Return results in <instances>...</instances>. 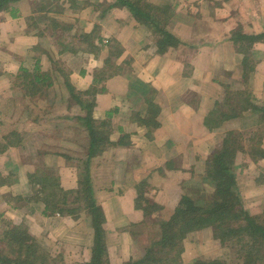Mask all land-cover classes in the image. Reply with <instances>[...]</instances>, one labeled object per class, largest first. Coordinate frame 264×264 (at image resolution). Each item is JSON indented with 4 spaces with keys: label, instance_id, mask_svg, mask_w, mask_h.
I'll return each mask as SVG.
<instances>
[{
    "label": "rangeland",
    "instance_id": "374dc122",
    "mask_svg": "<svg viewBox=\"0 0 264 264\" xmlns=\"http://www.w3.org/2000/svg\"><path fill=\"white\" fill-rule=\"evenodd\" d=\"M37 1L40 2V0H19L11 3L10 6L13 8H11L12 10L17 8L23 13H27L28 11L31 13V9ZM58 1L59 0H45L44 2L45 4L51 5L54 9L48 14L51 18L49 16L46 17L45 10H48V8L43 11H39L40 20L37 23L36 30L40 29L45 32L42 34L45 40V45L42 48L45 50L42 49L39 52L37 51L40 56H38L37 62L35 61V63L31 66L32 70H29L31 74H33L31 76L32 81H35V87L31 91H37L36 97L34 94L32 95V101L39 102L37 108L39 109V116L42 117L40 118L41 121L37 122V124L41 127L39 139L41 141L43 151H56L58 149L70 155L72 159L63 158L61 163L64 166L68 165L69 170L74 167L71 171L76 174V177L78 176L79 162L77 158L84 157L86 154L89 141H91V135L90 128L87 124L85 125L84 118H81V116L85 115V112L77 102L72 100L70 89L66 85V80H70L72 85L75 87L76 92H84L90 88L94 79H98L99 82L96 84L97 86H95V88H105V91H100L95 94V107L93 108V115L99 122L105 121L107 128L109 127L111 130V133L109 134L111 144L107 143L104 146V150L97 153L96 156L93 157L92 175L97 183L96 188L98 192L99 189L100 191L105 190L104 192H109V189L107 188L111 186V178L109 175L104 174L105 169L107 167L110 168H107V170L115 168V164L118 158H120V149L116 150L117 148L129 146L134 143L132 141L133 138H131L128 134L123 135V131L118 129V126L121 127L120 123L123 121L127 126L130 125L126 122L128 119H124L125 116L120 120V115H118L119 108L123 107L124 110L128 111V113H131L129 116L132 118L131 120L136 122L134 124H136L137 127L142 128L139 129L142 130L143 140H152L151 138L154 137V134L160 128L168 124V118L170 120L171 116L169 115L168 118H165L167 116L166 112H164L168 106L162 102V96L163 99L167 101L166 95L162 92V90L159 91L156 88L157 86L152 79L155 77H161L160 74L158 75V72L161 71V66L158 60L160 58H157V55L166 58L172 65L177 64L178 55L176 57L172 56L171 51L173 49V51H178L177 49L180 47V44L174 45L173 43H169L167 41L165 43L162 42V44L167 46V48L165 52H160V41L164 40V37L162 32L159 30L161 28H166L174 34L175 37H177L176 34L178 35L181 31L180 28L183 26V23L181 22L182 17H185L184 14H187L189 10H195V2L191 3L190 0H148L151 2L156 1V3L159 1L160 8L152 11L156 21L159 22V28H157L152 23H145L142 18L134 17L126 6L118 5L117 0H64V5H60ZM144 1L147 0H141L142 3ZM223 1L225 0H205V7L209 8L213 6L215 11L220 12L221 6H216V3L221 5ZM226 2L230 5V9L232 10L229 19L235 18L234 23L236 24L238 21V24L235 25L236 28L233 32H217V37L222 38L224 36V39L229 40V42L233 41V43L224 44V53L227 52L228 54H232V47H234L237 53L242 55L245 54L242 49L245 48L246 45L248 46V43L245 40H235L234 33L237 32V34L257 35L256 33L258 32H251L250 29H248L251 27L250 25H243L237 19L242 16L243 11L240 1L226 0ZM247 2L248 4L252 6L255 5L256 7L259 3L264 4V0H249ZM239 6H241V8ZM117 7L122 8V12L125 14V16H122L123 18L120 17L116 19L117 16H113L116 15V12L113 13V11ZM251 8L253 9L254 7ZM40 9L41 8H39V10ZM250 17H253V15ZM197 23L198 26L202 28V30L199 31V34L201 32H212L207 33L208 37H205L206 39L214 37L213 34L218 31V28H216L219 26L218 23H216L217 25L212 22L210 24L206 20L202 19L195 22V25H197ZM234 23H231L230 25ZM199 34L194 32L191 41L193 44L200 43L203 45L200 40L194 41L195 38H197V35L200 36ZM260 41L264 42V36L262 39H259V41L256 40V42L250 44V48H247L246 51L250 53L248 60L246 62L240 61L241 64L239 69H243L242 75H244V77L242 78L246 81L249 80L247 77H250L252 75L251 73L255 71L258 61L264 56V53H261L263 50L256 48L254 45ZM51 43L52 46L49 47ZM58 44H61L62 48H60V45ZM131 50L132 53H129ZM140 52H144L143 54L145 55L147 54L149 59L142 58L144 55H141L138 58L137 54ZM134 55H136V58ZM107 57H111L109 63L106 62ZM48 59L51 61L50 64ZM149 61L150 63H148ZM146 63H148L147 65H151L148 68L150 69V81L145 80L144 78L142 79L139 76L142 72L146 75L144 68L147 65H145L144 68L141 65ZM37 66L40 68L37 69ZM187 68V72H189L190 66ZM231 68L232 66L228 67V69ZM139 71L142 72L139 73ZM23 76L26 75H22L19 78L20 82L22 81L21 79H25ZM227 76L228 77L226 78V82L224 84V90L226 89V93L222 97L221 102H217L213 108L215 112L217 110V113H219V120L222 119L221 117H224L223 114H232V111L238 112L244 105H249L246 100L248 95H250V103L255 104V102H257L254 91L252 89L249 90L248 86H245V90L241 91L236 88V84H238V82L242 83L241 77H236L237 83L234 82L233 84L232 81L235 79L233 72L229 73ZM35 77H43V80H36ZM229 77L231 78V83L228 82ZM88 78L92 79V83L86 88L89 84ZM39 89L40 92H38ZM102 95L108 96L104 98L101 103L100 98ZM81 97L84 99L90 98V96L85 93ZM148 98L160 107V112L156 115V117L151 112V108L147 103ZM109 101H112L113 107H108V110L101 112L99 109L100 105L102 106L103 104L104 107L107 103H109ZM192 103L195 104L196 99H193ZM29 104L31 105L32 103ZM52 105L54 106L52 107ZM255 105L262 106L258 103ZM96 109H98L101 114H98L99 112L96 113ZM109 111L112 112L111 117L107 115ZM139 111H141L140 115L142 116H147L148 118L155 117L151 120L150 125L142 124L138 119H136ZM250 111L254 113V111ZM241 112L242 111H240L239 114L236 113V116L234 117L236 118L235 121H237L238 118L242 121L243 117ZM255 115L256 114L254 113V118L247 122V125L234 130L241 134L238 136L240 141H243V139L245 140L242 146H247V138L250 135L254 134V132L256 134L264 129V121L258 123L259 115ZM35 116L36 111L33 108V112L29 114V119L31 120L33 118L34 120ZM108 123H110V125ZM96 124H98V122ZM156 124H158V126ZM32 125H34V123H32ZM133 131L137 132V130ZM226 134L227 132L222 140L213 149L209 150L210 154L207 157H198L197 165L193 166L195 169L190 172L189 178L182 180L180 184L176 181V178H172L171 180L168 178L164 183V181L157 177L158 175H156V173L155 176L157 179H154L153 182L149 183V176H152V174L156 171V168L148 169L147 174H149V176L145 179H141L135 187L136 190H144L148 201L145 200L142 204L149 207L152 215H162L165 218L171 217L177 207L176 205H178L176 200H181L180 198L184 193L183 191L191 192L192 190L191 193L195 196V198L213 197V189L209 184L203 183L202 180L206 174L205 169L208 157L214 154L218 147H222ZM235 134L238 135L237 133ZM252 137L257 140L256 135H252ZM122 138L125 141L124 143L112 144L113 142H119ZM143 143L145 142H142V145ZM191 148H193L192 145L190 148H187L186 151L190 152ZM188 153L185 152L184 156H180L183 160L182 163L189 159V155H187ZM48 158L49 157H47V159ZM260 160H264V158H260L258 161L249 160L248 155L243 154L242 151L239 150L237 152L234 173L237 179L235 189L241 196L244 208L251 215H256L258 217V222L263 225L264 168L258 166V162H260ZM171 161L172 160L167 157L162 163L167 164V168H171L169 170H173L174 167L171 165ZM253 163L256 164V166L253 167V171H251V168L249 171L248 166ZM141 164H144V162H141L140 165ZM44 166L49 169H43V171L37 170L33 174H36L39 177H59L61 184H63L62 180L64 179L60 176L61 174L59 171H56L57 167L60 165L57 166V164H55L54 168H51L46 164H44ZM160 166L162 167L163 165H159L158 167ZM254 175L256 176L254 177ZM74 179L75 176L73 177V181ZM24 181L26 185H28L27 187L29 189V175L25 176ZM193 186H196L199 189H192ZM177 187H180L181 189H178L176 192L175 190ZM30 192L32 197H34V193L37 192V190L33 187L30 189ZM149 196L158 199L160 197L164 199L169 198L170 203L164 204L149 200ZM21 197L24 199L29 196L21 195ZM173 199H175V201ZM101 202V199H99V204L102 208ZM43 209V212L45 213V205ZM35 214L36 213H33L28 217L26 216L23 220L16 223H14L11 219L0 218V249L3 248L6 252L10 253L11 249L17 246L14 242H11L14 245H8L6 243L7 241H1L4 236H11L10 233L7 235V231H11L14 227H16L27 231L36 237L41 249L49 252V260L52 259L50 264H80L90 260L94 230L91 223L92 218L86 210H82L80 212L78 219H70L75 222L74 224H70L73 222L69 223L73 226L72 228L67 223L64 224L67 229L68 227L70 229L74 228L69 236L67 229L64 228L63 225L61 227L57 226L60 221V219H57L59 218V215L51 213L50 216L53 218L50 219L48 216L47 218H42L40 214ZM258 215H260L261 218H259ZM39 218H42V221H40ZM106 221L104 224H106ZM149 223L150 220L148 219V221L144 222V224L133 225L134 233H137L132 234L134 236L133 241L135 257L137 255L146 254L147 248L152 244V241L155 238L152 227L148 225ZM110 225L108 226L109 232L112 230ZM84 233H87L89 238H87V235ZM216 235L219 236L217 237ZM110 236L112 235L110 234ZM107 238L108 234L106 232V239ZM185 241L186 250L182 254L181 259L178 260L179 264H195L197 259L200 261L206 258H220L229 260L236 264L243 261V258H241V260L236 257V253L232 248L233 245L237 244H235V242H231L230 240H224L219 232L218 234H215L213 226L189 232ZM262 242L263 241H261V243ZM74 245H82L81 251L74 249ZM263 251L264 249L259 251V257H263ZM109 260L110 263H114V259L112 258L110 252ZM167 263L178 264L172 262ZM255 264H264V258L259 262H255Z\"/></svg>",
    "mask_w": 264,
    "mask_h": 264
},
{
    "label": "crops",
    "instance_id": "0c3cea01",
    "mask_svg": "<svg viewBox=\"0 0 264 264\" xmlns=\"http://www.w3.org/2000/svg\"><path fill=\"white\" fill-rule=\"evenodd\" d=\"M190 1L191 3L195 2V10H189L187 14H184L185 17H182V21L180 20L183 26L180 28L181 31L178 35L175 33L180 40V47L177 49L178 51H173L174 49L171 51L172 56L176 57L178 55L177 64L172 65L166 58L157 55V58H160L158 60L161 66L158 75L160 74L161 77L152 79L157 86L156 88L159 91L162 90L166 95L167 101L162 96V102L168 106L164 110L167 116L165 118L171 116L170 120L168 118V124L160 128L151 138L152 140H143L142 130L139 129L141 127H137L134 124L136 122L131 120L132 118L129 117L131 113H128L123 107H120L118 111L120 120L125 116L124 119H128L126 122L130 124L127 126L123 121L118 129L123 131V135L128 134L133 138L134 143H132L133 145L117 148L116 150L120 149V158H118L115 168L107 170L109 168L107 167L105 169L104 174L109 175L111 178V186L107 188L109 192L100 191V189L98 192L97 190L107 220L104 228L108 234L107 246L114 259L113 264H122L134 256L133 225L144 219L143 210L136 207L138 191L135 185L141 179L149 176L147 174L148 169L156 168L154 175L149 176V183L158 177L164 183L168 178H170L169 180L176 178V181L180 184L182 180L189 178L193 166L197 165L198 157H207L210 154L209 150L213 149L222 140L226 132L247 125V122L254 118V113L255 116L260 114V112L253 113L248 110L245 111V114H242V121L240 118L237 121H235L236 118H225L219 126L213 129L205 125L206 117L214 112L215 104L220 103L226 93L224 84L227 75L233 72L235 77L232 81L233 84L234 82L237 83L236 77H241L242 83L238 82L236 88L241 91L245 90V86H248L249 90L254 91L257 99L255 104H264V56L258 61L255 71L251 73L250 77H247L249 80L246 81L242 78L244 77L242 75L243 69L239 68L240 61H244V56L248 58L250 53L246 51L245 54L239 55L234 47H232V54L224 53V44L233 43V41L229 42V40L224 39V36L222 38L217 37V32H233L236 28L235 25L238 24V21L236 24L234 23L235 18L229 19L232 12L230 5L226 0L221 5L216 3V6H221V11L218 12L214 10L213 6L206 8L205 0ZM238 1H240L243 11L240 17L241 20L240 18L237 19L243 25H250L251 27L248 29L253 33L264 32V4L259 3L256 7L248 4L247 1L249 0ZM149 2L155 6H160L159 1H157L158 3L156 1ZM239 7L241 8V6ZM11 8V6L9 9L0 8V218L11 219L16 223L33 213H36L35 215L40 214L42 218H47V216L50 219L53 218L43 212L44 203L42 201L36 202L30 194V189L34 187L31 181L33 173L37 170L49 169L45 168L44 164L51 168H54L55 164L60 165L56 171H59L60 176L64 179L62 183L66 188H74L77 184V177L71 171L73 168L69 170L68 165L64 166L61 163L66 152L64 153V151L58 149L56 151H43L42 149L39 139L41 127L37 124L42 118L39 116V109L37 108L39 102L32 101V95H37V91H31L35 87V81H32L31 78V80L21 79L20 82L19 75L22 69L32 70L31 66L35 61L37 62L38 56H40L38 52L44 49L42 47L45 45V40L37 31H32L28 26L27 16L30 11L23 13L17 8L14 10ZM113 13L116 14L113 15L117 16L116 19L125 16L121 7H117ZM251 15L253 17H250ZM200 19L206 20L210 24L211 22L218 23L219 26L216 27L218 31L213 34L214 37L212 35V38H205L208 37L207 33L212 32H201L199 34L202 28L198 26V23L195 25V22ZM231 23L234 24L230 25ZM194 32L200 35H197L194 41L200 40L203 45L192 43ZM58 45L62 48L61 44ZM254 45L256 48L263 50L262 54L264 53V42L260 41ZM51 46L52 43L49 47ZM144 52L137 54V57L144 55L142 58L149 59L147 54H143ZM129 53H132V50ZM134 57L136 58V55ZM148 63L141 65L144 68ZM150 66L147 65L144 68L146 75L139 71V73L142 72L139 75L142 79L150 81V69H148ZM189 66L190 71L187 72ZM229 66H232V68L228 69ZM88 82L86 88L91 85L92 79L88 78ZM228 82L231 83L230 77ZM107 96L102 95L100 98L101 103ZM193 99H196L195 104L192 103ZM111 106L113 107L112 101H109L104 107L103 104L100 105L99 109L104 112ZM33 108L36 111V116L34 120L33 118L30 120L29 114L33 112ZM97 112L101 114L98 109H96ZM133 130H137V132ZM142 142L145 143L142 145ZM191 145L193 148L190 152L186 151ZM262 148H264V138ZM185 152H189L187 154L189 159L182 163L183 160L180 156H184ZM47 157L49 158L47 159ZM167 157L172 160L173 170H169L171 168L168 169L167 164L162 163ZM141 162H144V164L140 165ZM159 165L163 166L158 167ZM254 166L256 164H249V171L251 169L253 171ZM258 166L264 168V160H260ZM155 173L158 175L157 177ZM26 175H29L30 179L29 189L24 181ZM180 187H177L175 191L181 189ZM21 195L29 197L23 199ZM149 199L164 204L170 203L169 198L160 197L158 199L149 196ZM173 200L175 201V199ZM178 200L176 202L179 203L180 200ZM42 218H39V220L42 221ZM57 219H60L57 226L61 227L63 225L66 229L67 227L64 224L67 223L72 228L73 226L70 224L75 223L70 220L73 218L69 216H59ZM109 225L112 228L110 232L108 230ZM73 229L68 227V236ZM84 234L89 238L87 233ZM81 247L82 245H74L73 248L81 251Z\"/></svg>",
    "mask_w": 264,
    "mask_h": 264
},
{
    "label": "trees",
    "instance_id": "16d2710c",
    "mask_svg": "<svg viewBox=\"0 0 264 264\" xmlns=\"http://www.w3.org/2000/svg\"><path fill=\"white\" fill-rule=\"evenodd\" d=\"M17 1L19 0H0V8L9 9L10 4ZM44 2L45 0L35 2L34 7L31 9V13L27 16V22L30 29L37 31V33L42 37V34L45 32L40 29L36 30L37 23L40 20L39 11H43L48 8V10H45L46 17H48L49 12L54 10L51 5L45 4ZM58 2L60 5H64L65 3L64 0H59ZM117 4L126 6L134 17L142 18L145 23H152L159 28V22L156 21L155 16L152 13L153 10L159 9V6L153 5L148 0L143 3L141 0H117ZM39 8L41 9L39 10ZM159 31L162 32L164 37V40L160 41V52H165L167 48V46L162 44V42L165 43L167 41L169 43H173L174 45L180 44V40L168 31V29L161 28ZM234 35L235 40H245L248 43V46L246 45L245 48L242 49V51L246 52L250 44L263 38L264 33H259L257 35H245L237 34V32H235ZM110 60L111 57H107L106 62L109 63ZM247 60L248 58L245 56L243 62H246ZM38 68L40 67L37 66V69ZM22 75H26L23 76V78L31 80V76L33 74H31V72L27 69H22L19 78ZM39 79L42 81L43 77L36 78V80ZM98 82V79H94V82L88 90L84 92H76V89L70 80H66V85L70 89L72 100L77 102L85 112V115L81 116V118H84L85 125L87 124L90 128L91 135V141H89L86 154L84 157L77 158L79 162V171L77 173L78 176L76 186L74 188L66 189L65 186L61 184L59 177H39L34 174L32 176L33 179L31 180L34 189L37 190V192L34 193L33 198L36 201H42L44 203L45 215H51L52 213L58 214L59 216H69L74 219H78L80 212L82 210H86L91 216V223L94 230L93 243L91 245V258L89 261L80 264H112L109 260L106 231L104 229L106 216L99 204V197L97 195L96 188L97 183L92 175L93 157L96 156L97 153L102 152L107 143L111 144V140L109 139L111 130L109 127L107 128L105 121L99 122L93 115V108L95 107V94L100 91H105V88H95ZM38 92H40V89ZM84 93L90 96V100L88 98L84 99L81 97ZM249 99L250 95L246 97L249 105H244L239 109L242 111L241 115L248 110L260 112L259 123H261L264 121V105L258 106L252 104ZM147 103L151 108V112L156 117V115L160 112L159 105L154 103L149 98L147 99ZM240 111H232V114H223L224 117H221L222 119L219 120V113H217L216 110V112H211L206 117L204 123L208 128L213 129L216 126H219L225 118H234L236 113L239 114ZM111 113L112 112L109 111L107 115L111 117ZM140 114L141 111L138 112V117H136V119H138L142 124L150 125L151 120L155 118H148L147 116H142ZM97 122L98 124H96ZM108 124L110 125V123ZM156 125L158 126V124ZM240 135L241 134L234 130L228 131L222 147H218V149L215 150V153L209 156L206 161V174L202 181L203 183L209 184L213 189V197L195 198V196L191 193L192 190L191 192L183 191L184 193L182 194L181 200L178 203L173 215L169 218H165L162 215H152L149 207L142 204L143 201H148L144 190H137L138 197L136 199V207L143 210L145 219L134 225L144 224V222L149 219L150 223L148 225L152 227L155 238L152 241V244L147 248L146 254L131 257L128 261H125L122 264L178 263V260L181 259L182 254L186 250L185 240L187 234L197 229L208 228L209 226H213L214 233L218 234L219 232L224 240H230L231 242H235V244H237L233 245L232 248L236 253V257L240 259L243 258V261L239 262V264H255V262H259L264 258V251L262 253L263 257H259L258 255L259 251L264 249V223L262 222V225L258 222V217L256 215H251L244 208L241 196L235 189L237 179L234 173L237 152L239 150H241L243 154L248 155L249 160L258 161V159L264 158V148L261 147L264 137V129L256 134L255 132L252 134L257 136V140L250 135L247 138L246 147L242 146L245 140L243 139V141H240V138L238 137ZM124 142L125 141L122 138L119 142H113L112 144H120ZM64 157L72 159V157L66 153L64 154ZM193 170L194 168L191 172ZM194 188L195 190L199 189L196 186H193L192 189ZM258 216L261 218L260 215ZM14 228L11 231L6 232L7 235L10 233L11 236H4L1 241H7L6 243L8 245H14L11 243L14 242L17 246L12 248L10 253L6 252L3 248L0 249V264H50L52 259L49 260V252L41 249L36 237L27 231L16 227ZM133 232L134 230H132V233ZM216 236L218 237L219 235ZM261 241L263 242L261 243ZM195 264L236 263L220 258H206L200 261L197 259Z\"/></svg>",
    "mask_w": 264,
    "mask_h": 264
}]
</instances>
